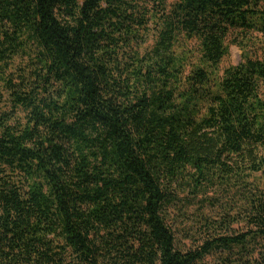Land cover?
I'll return each mask as SVG.
<instances>
[{
    "label": "trees",
    "instance_id": "trees-1",
    "mask_svg": "<svg viewBox=\"0 0 264 264\" xmlns=\"http://www.w3.org/2000/svg\"><path fill=\"white\" fill-rule=\"evenodd\" d=\"M2 102L0 264H264V0H0Z\"/></svg>",
    "mask_w": 264,
    "mask_h": 264
},
{
    "label": "rangeland",
    "instance_id": "rangeland-1",
    "mask_svg": "<svg viewBox=\"0 0 264 264\" xmlns=\"http://www.w3.org/2000/svg\"><path fill=\"white\" fill-rule=\"evenodd\" d=\"M229 48V55L223 60L221 64L222 70L227 68L228 66L236 65L241 61L242 50L237 45L232 44L231 42H229ZM0 106H3V108L6 107L4 102L0 103Z\"/></svg>",
    "mask_w": 264,
    "mask_h": 264
}]
</instances>
